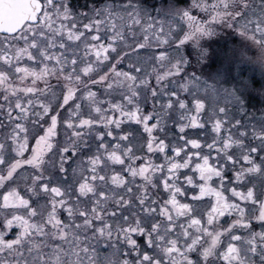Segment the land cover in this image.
I'll list each match as a JSON object with an SVG mask.
<instances>
[{"label": "snow or ice", "instance_id": "1", "mask_svg": "<svg viewBox=\"0 0 264 264\" xmlns=\"http://www.w3.org/2000/svg\"><path fill=\"white\" fill-rule=\"evenodd\" d=\"M0 7V37L4 38L0 39V94L8 103L10 121L7 125L0 121V188L8 187L0 202V209L7 213L0 219V264H85V258L87 264H264V118L260 130L252 133L258 141L255 146H245L247 132H240V138L220 137L222 121L216 119L212 131L217 136L206 143L205 154L201 140L188 138L186 131L205 127L199 118L205 103L194 99L193 114L179 93L194 89L193 96L202 92L214 104L223 96L226 102L239 105V97L194 73L178 87L161 86L168 78L180 77L187 63L183 55L172 58L166 51L151 58L164 69L152 70L160 87L141 79L144 69L135 65L128 71L119 70L126 56L120 57L113 46V41L124 38L116 22L125 27L127 21L142 25L137 6L123 5L132 11L122 14L107 2L96 10L97 19L83 24V32L77 28L67 0H0ZM193 10L207 19L193 15ZM165 16L169 31L164 32L161 21L158 44H168L173 31H179L177 51L189 41L199 47L202 37L214 34L215 24L224 23L252 40L261 50L259 60L264 61V0L258 8L250 0H192L188 9L171 8ZM57 20L59 27H55ZM102 24L115 33L106 44L101 43ZM149 28L155 31L152 25ZM65 30L67 41L84 43L87 60L76 56L69 61L64 55ZM205 54L201 48L200 57ZM97 86L105 96L119 91L120 99L101 100L92 90ZM13 100L14 105L9 103ZM141 100H151V110L145 112ZM217 114L226 115L227 109L214 108L213 115ZM169 121L177 129L172 136ZM235 126L242 127L241 121ZM31 140L35 143L30 144ZM234 148L241 150L231 151ZM153 157H160L162 163ZM182 169L191 174L181 173ZM181 175L186 187L181 186ZM257 176L259 186L250 179ZM137 177L142 183L133 188L130 185H136ZM17 178L24 181L29 198L8 186ZM109 180L115 186L111 192L100 187ZM149 189L155 198H150ZM77 192L92 202L90 210L73 206L71 196ZM187 192L192 193L191 203H181L177 196ZM205 197L211 201L210 207L196 218L197 206ZM109 200L119 209V217L115 210L108 213L104 205ZM133 205L139 213L131 218L123 215L134 211ZM60 208L71 224L62 223ZM233 215L236 218L226 226L221 223L222 217ZM38 216L43 218L40 222ZM180 217L188 218L187 226L177 224ZM76 219L82 224H75ZM107 219L122 223L113 227ZM252 221L261 225V231L251 230ZM235 229L248 235H235ZM225 234L226 248L222 243ZM134 236L143 238V244ZM89 241L106 245L109 251L102 260L89 256L90 249L95 251ZM254 257H259L258 262Z\"/></svg>", "mask_w": 264, "mask_h": 264}, {"label": "flooded vegetation", "instance_id": "2", "mask_svg": "<svg viewBox=\"0 0 264 264\" xmlns=\"http://www.w3.org/2000/svg\"><path fill=\"white\" fill-rule=\"evenodd\" d=\"M59 0H54V3H58ZM68 6L71 9L72 15L75 17V23L77 25V28L83 32L85 31L83 29V24L85 23H91L93 22L95 19H97L98 17H96L95 12L97 9H101L102 7L99 6L94 0H67ZM90 4V5H87ZM253 7H257L260 4V0H253ZM86 4V5H85ZM147 8V6H145ZM144 23L142 25H132L131 21H127V27L125 26H121V23L119 21H117V30L119 31V33H121L123 35V39H116L115 41H113V46L116 48V50L120 53V57H125L124 59H122L120 61L119 64V70L122 71H128L129 67L131 65H135L136 67L142 68L144 69V72H142L140 74L141 79L143 78H147L149 81V84L153 87H160L156 85V81H155V72H153L152 70L155 68L156 71L158 72H162L164 69L160 68V63L157 61H154L153 59H151L154 55L158 56L160 51H166L167 55H169L170 53L167 52V50H165L166 48H168L167 44H163L157 43L156 40V35L154 33V31L152 29L149 28V25H152L155 29H159L160 23L158 22L159 25H157L158 23H153V22H148L146 20H143ZM65 23L67 24L68 22L65 21ZM60 25V21L57 20L55 23V27H59ZM160 30V29H159ZM89 31H91L92 35H95L96 32L94 29H90ZM100 34L102 35L103 39L101 40V43H107L114 35L115 33L112 31L111 27L107 24H102L100 26ZM147 35L149 37V39L147 41H145L143 39V37ZM0 39H4L3 37H0ZM64 40L67 41V30H65L64 33ZM88 40H91V36H88ZM172 40V39H171ZM59 43V41H58ZM149 43L152 45L151 47H149ZM138 44H144L145 47L143 49H140L139 47H137ZM77 45H79L77 47ZM154 49V52L151 50ZM177 53V52H176ZM56 54L60 55L61 52L59 49L56 50ZM179 54V53H178ZM64 55L69 59V61L76 57H82L84 60H87L88 57L84 56V43L81 41H67L66 44V49L64 51ZM115 54L113 53V56ZM180 55V54H179ZM174 56V55H173ZM178 55H175V57ZM111 58V57H110ZM26 62V61H25ZM113 62H116L115 60H113ZM163 63L167 64V61H164ZM83 65H81L82 67ZM104 71H106L107 69H103ZM147 73H152L151 75H146ZM196 74L197 76H199L201 78V76H203L204 74H201L199 72V70H195L192 69L190 67H185L184 66V70L181 73L180 77L177 78H168V80L162 82L163 87H166L168 89H172L173 87H178L180 83L183 82L184 78H190L191 74ZM102 74V72H101ZM133 75H135L136 73H132ZM206 79L203 78V80H206L208 83H210V81L208 80L207 76ZM222 77V87H225L226 89H230L234 92L240 93L243 91H264V74H259L258 72H253V73H248L247 71H239L237 73H234L233 75H231L230 73H227V71L225 70L223 75H221ZM12 79H15V77L13 76ZM51 83L55 84L56 81L55 79H53L51 81ZM41 87H43V85H40ZM93 91H97L98 96L101 100H106V99H114L115 100H119L120 96H119V91H117L116 93H113V96H105L104 95V90L103 88H100L99 86L94 87L92 89ZM188 93V92H187ZM179 96L181 99H185L188 102V107L189 109L192 111L193 114H195V109H194V104L192 103V100H188L186 98V93L185 92H180ZM9 103L13 104L15 103V101H10ZM205 103V102H204ZM225 105H222V107H225L227 109V114L226 115H220V120L222 121V126H221V133L219 134L220 137L222 138H227L228 136H231L233 138H240V132H247V136L244 139V144L245 146L249 145L250 143L255 146V144L258 143V141L254 140L252 137V125H253V118L250 116H247L245 114V111L243 109V107L240 108V106H233L231 107V105H229L228 103H224ZM0 105H3V112H0V121H2L3 124L7 125L10 123L7 112L9 111V107H8V103H5L3 100V95L0 94ZM141 106L144 108L145 112L151 110L152 107V102L151 100H149L147 103H145L143 100H141ZM103 107H107V104H104ZM221 107V106H220ZM211 113V109H207V107H205V109L201 112L200 114V121L202 123H204L205 127L203 129H199V130H191L188 129L186 130L188 133V138H197L201 140V145L203 148V152L206 154L208 152V149L206 147V143H211L213 138L215 136H217L216 133H214L212 131V125L213 122L215 121V119H212V117L210 116ZM229 113L235 114L237 116H230ZM111 114V113H109ZM174 119L177 120L178 122V115L176 113L173 114ZM12 117L15 118L16 117V112L13 111L12 112ZM239 120L241 121V125L242 127L237 128L235 126V122ZM168 127L170 129L169 132V136H172L177 129L175 128V125L172 123V121L168 122ZM2 131V130H0ZM234 131H236V133H234ZM35 141L31 140L30 144H34ZM241 149L239 148H234L231 151H237L239 152ZM246 150V148H245ZM169 155H171V151L169 150ZM137 155H141V153H137ZM183 155V153H182ZM213 157H215V152L212 153ZM154 161L156 163H162V159L160 157H153ZM210 162H214V160H210ZM139 162H137V166H138ZM119 166H117V170H118ZM23 170L18 169L17 172L18 173H22ZM30 171V169H29ZM181 173H187V174H191L190 170H181ZM104 173L102 172L101 175H103ZM109 176L112 174V172L109 171ZM232 173L229 172L228 175L230 176ZM126 180L129 179V177H127V175L125 176ZM196 179L198 180V176L196 177ZM252 182L256 183L257 186H259V177H252L250 178ZM142 181L139 177L136 178V185H130L131 187L135 188L137 185L141 184ZM180 183L182 187H186V185H183V175H181L180 177ZM218 183V182H217ZM9 187H15L16 190L18 192H20V194L22 196H24L25 198H29V195L25 192V183L23 180L17 178L15 179L13 182H11L9 185ZM215 186V185H214ZM251 186V185H249ZM78 187V186H77ZM100 187H103L105 189V191L107 192H111L112 189L115 188V186L111 185L110 180L108 182V185H100ZM8 190V187L5 188H0V202H2V196L4 194V192H6ZM238 190H245V189H238ZM118 191V190H117ZM152 189H149V196L150 198H155L151 196L152 193ZM121 195H126L125 193H120ZM91 196V194H89ZM192 193L191 192H187L184 196H177V199L181 202V203H191V197ZM226 196L231 198V193L230 192H226L225 193ZM167 198V197H165ZM31 199H35V198H31ZM94 199V198H93ZM234 199H238V198H234ZM71 201L73 202V206L79 209H83L87 206V208L90 210L91 207L93 206L92 202L89 201L88 197H80L78 192L75 195L71 196ZM79 201V203H75ZM239 202V201H238ZM40 203L43 204L45 203L44 199L40 200ZM210 203L211 201L209 200V198L205 197L204 198V202L201 203L200 205L197 206V217L199 218L202 215H205L206 211L208 210V208L210 207ZM243 206V202H240ZM36 205L33 204V207H35ZM105 207H107L108 209V213H111L113 210L116 211V215L117 217H119L121 215L119 209H117L115 207L114 201L113 200H109L107 202L106 205H104ZM171 207V206H169ZM133 209L134 211H124L123 215L125 216H129L131 218L132 215H134L135 213H139V209L135 208V205H133ZM7 214L5 210L0 209V219L3 218V215ZM174 215V213H173ZM58 216L60 218V220L62 221V223H69L71 224L72 221H70L67 218V212L64 211L63 208H60L58 211ZM236 216L233 215L232 217H222L221 218V223L224 224L226 226L227 223H230L231 220L235 219ZM43 218L42 217H37L36 220L37 222H40ZM187 217H180L179 220H177V224H184L185 226H187ZM106 222L108 224H110L113 227H117L122 223V220L120 219H107ZM204 221H202L203 223ZM75 224H82V221L79 219H76L74 221ZM48 229H51V226H48ZM252 231L255 232H259L261 231V225L259 223H257L256 221H252ZM194 231V229H193ZM233 234L235 235H242V236H247L248 233L244 232L240 229H235ZM90 235V233H89ZM8 238H12L11 235H9ZM138 239V242L143 244V238L141 237H135ZM81 239H83V236H81ZM227 235L225 234V236L222 237V243L224 244L225 248H226V244H227ZM90 244L93 245V247H95V251L93 252L92 249H90L89 251V256L90 257H99L101 260L103 259V257L105 256V254L109 251L106 247L105 244L101 243L99 246H95L93 241H89ZM65 247H67L65 245ZM238 247H242L241 244L238 243ZM45 251H48V249H44ZM221 250H224L223 248ZM25 255H27V253H25ZM81 255H83L81 253ZM129 259H131V257H129ZM254 259L258 262L259 257H254ZM85 264H87V258H85Z\"/></svg>", "mask_w": 264, "mask_h": 264}, {"label": "rangeland", "instance_id": "3", "mask_svg": "<svg viewBox=\"0 0 264 264\" xmlns=\"http://www.w3.org/2000/svg\"><path fill=\"white\" fill-rule=\"evenodd\" d=\"M99 6L107 2H111L116 6V10L122 14L125 11H132V9H124L122 6L131 3L139 8L141 19L148 22L158 23L164 21L163 30L165 33L169 31L168 18L165 13L171 9H188L192 4V0H94ZM253 0H250L253 5ZM86 5V4H85ZM87 5H90L87 3ZM147 6V8L145 7ZM193 15L199 16L201 19H207V17L193 10ZM159 25V23L157 24ZM159 32V29H155L154 33ZM182 32L173 31L172 37L169 39L167 44L168 56L175 58V55H183L187 63L185 67H190L195 70H199L201 74V80L206 79L210 81L209 84L215 83L221 89L222 77L224 71L233 75L241 70L247 71L248 73L258 72L264 74V61L259 60L261 50L258 46L250 39L243 36L239 31L235 29V26L229 27L224 23H218L214 25V34L206 37H202L199 42V47L193 44L191 41L186 42L183 47L177 51L176 37L181 36ZM166 37H161L164 39ZM172 39V40H171ZM152 45L149 43V47ZM205 49L206 54L203 58L200 57V50ZM154 52V49H151ZM177 52V53H176ZM179 53V54H178ZM174 55V56H173ZM194 89H190L186 93L188 100L202 99L205 102V107L211 109L210 116L212 119H219L220 114L213 115V109L222 107L224 103H228L231 107L235 106L236 103L226 102L223 96L214 104L210 96L204 93H197L193 96ZM240 100V108L243 107L245 114L253 118L252 129L253 131H259L261 127L262 118H264V91H243L240 93L235 92ZM238 106V105H236ZM230 116H237L229 113ZM252 131V132H253ZM236 133V131H234Z\"/></svg>", "mask_w": 264, "mask_h": 264}, {"label": "water", "instance_id": "4", "mask_svg": "<svg viewBox=\"0 0 264 264\" xmlns=\"http://www.w3.org/2000/svg\"><path fill=\"white\" fill-rule=\"evenodd\" d=\"M3 11V9H2V7H0V12H2Z\"/></svg>", "mask_w": 264, "mask_h": 264}]
</instances>
